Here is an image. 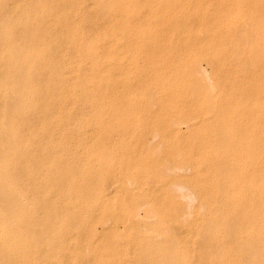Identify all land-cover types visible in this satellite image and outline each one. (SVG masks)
Listing matches in <instances>:
<instances>
[{
    "label": "rangeland",
    "instance_id": "1",
    "mask_svg": "<svg viewBox=\"0 0 264 264\" xmlns=\"http://www.w3.org/2000/svg\"><path fill=\"white\" fill-rule=\"evenodd\" d=\"M0 1H2L0 8L4 6L3 13H0L3 17L9 16V19L7 16L4 17L5 21H2V16L0 17V21L3 22L0 23L6 27L4 29L2 27L3 31H1L0 36L3 37L6 32H9L6 33L7 35L5 34L7 37H0L5 40L3 43L0 39V43H3L2 47L7 46L6 48L3 47L4 53L7 52L8 42H10L8 40L13 38L15 41L12 43L11 40L8 48L10 52L5 53L10 56H8L9 58L2 55V49V53L0 52V58L2 56L6 58L5 60L2 57L3 65L0 63L2 66L0 69L2 70L4 64H7L9 69L5 65L4 67L7 69L3 70H7V73L11 71L10 76L5 71L0 72L6 73L8 78L10 77L7 81V77L5 80V75L1 74L0 85L3 86V82L1 83L3 79L7 83L9 81L14 83L11 87L10 83L4 82L5 86H0L2 90H0V97L6 98L4 95L6 88L9 89L7 90L8 94L12 93L11 95H13L14 92H17L12 97L9 94L11 98H6L5 103L3 98H0V105H2L0 120L3 123L0 121V125L4 129L0 130V132L4 131L0 133V137L2 134L4 136L3 141L2 137L0 138V168L2 167L0 176L3 177L0 178V218L3 219L0 220L2 222L0 223L2 226L0 227V234L4 235L3 238L0 235V242L4 240V244L3 242L0 243V245H4L0 246V249L3 247L0 254L5 258L6 255L8 256L7 259L2 257L5 260L4 264H103L104 262L106 264H264V0H103L105 3L102 0H97L98 3L94 1L93 5L97 4L98 6L92 5L93 7L90 5L93 0H89L90 3L87 0L90 7L88 4L85 5L86 3L80 4V1L73 0L75 3H72L73 5L76 3H79L78 6L82 5L81 7L76 5L77 8L75 7V9L77 10H80L83 5L88 7H83L81 12L92 8L91 11L96 12V14L91 12L97 17H95V21L94 16L90 17L89 10L83 13V16L86 17L81 16L82 13L79 12L80 15L77 11L83 17L79 18V15L77 14V17L76 12H74V6H70V10H73L76 18L73 12L67 8L71 1L40 0V2L38 0L37 2V0H32L34 2H31L33 3L31 5L29 3L31 0H26L33 9V14L36 9L42 11L47 8L46 10H48L49 6L51 12L44 10L43 13L45 14H43L36 11L35 16L28 15L29 18L22 16L21 21H18V24L21 22L19 24V26L21 25V34L16 21L19 15L17 17L16 14L25 12L24 14L27 15L29 10L31 12V8L28 9L29 6L25 4L27 3L25 0H20L25 2L13 0V3L11 0L12 4L9 0ZM16 1L21 7V12L19 8V10L17 9L18 13ZM84 2L86 1L84 0ZM5 3L7 6L9 3L10 6L16 4V8L14 5L13 8L3 5ZM20 3H23L25 8ZM58 3L62 9L66 8L64 14L62 13L63 10L60 11L58 8L60 7ZM5 8L7 14L4 12ZM10 8L15 9V15ZM100 11L105 13V15L102 14L104 18ZM66 12H70V16ZM23 13L21 15H24ZM52 13L59 14V17ZM39 14H41L42 19H40ZM13 15L16 20L13 19ZM37 15L39 18H36ZM48 15H53L54 19L58 17L56 23L61 24L58 26L55 23L56 20L50 16L47 17ZM71 15L74 16V20ZM33 17L36 25L32 23ZM100 17L102 18L100 19ZM24 18L30 20L32 26L25 22L29 24L26 28L25 23L22 22ZM47 18L48 20L52 18L53 21L51 19L48 21ZM6 19L9 20V23ZM77 19H81V21ZM97 19L98 21L104 19L105 24H102L104 20L97 22ZM75 20L77 21L75 22ZM84 20H87L86 22L89 24L92 23L91 21L97 22V24L93 22L90 26L87 25L89 27L86 26L87 29ZM10 21L12 23L14 21V25L10 24ZM4 22L9 25L10 31ZM43 22L46 23L45 26H48L47 22H49V25L53 27L48 26V29L46 27L44 30ZM63 22L65 26L69 24L71 30L67 31L66 27L62 25ZM71 23L74 28L79 27L78 30L84 26V30L81 28V32L79 31L80 35L76 28L75 30L72 29ZM101 25L104 29H100ZM36 26L43 28H39L42 34L37 32L39 30ZM30 27L31 30H29ZM33 27L37 29L35 30ZM25 28L28 30L25 31ZM97 29H100V32ZM57 30H59V34L62 32V35L57 34ZM72 30L74 33L71 32ZM27 31L32 32L33 36L35 35V38L26 35L27 39H32L29 40L30 44L32 42L31 47L40 43V47H35L40 52L37 51L36 53L32 47L34 55L29 53L32 50H28L29 52L26 50L30 46L24 35ZM12 32H17L19 35ZM29 32L27 33L30 34ZM46 32H52L51 36L48 35V37ZM88 33L91 34V37ZM9 34L16 36L12 37ZM76 34L81 39L77 40ZM82 34L83 36L80 37ZM86 34L88 38L85 37ZM39 35L43 39V41L40 40L41 42H38L40 37L37 38V36ZM55 35H59L62 40ZM20 36H24L25 38L22 37L24 40L21 39V42H16L21 38ZM29 36L30 38H28ZM53 37L57 41L54 39L52 41L51 38ZM68 37L71 38V41H67ZM49 39L50 41H48ZM22 41L26 42L23 43ZM72 41L78 46L72 44ZM56 42L60 46L54 45L57 49L55 54L64 53L63 55L56 56L53 53L55 51H53L54 46L52 45ZM16 43L18 47L13 50L12 45L15 47ZM36 43L38 44L36 45ZM42 43L48 44L46 47L48 50ZM84 43L85 47L81 49ZM87 43H93L94 48L89 44L88 49ZM71 44V47H76V55L74 56L78 55L77 58L75 57L77 63L74 60V53L71 54L70 52H74V49L70 48ZM79 45L82 51L79 49ZM115 45L116 47H114ZM41 47L43 48L42 52ZM67 47L70 48V51ZM95 47L96 50H93ZM17 48H19L18 52H16ZM59 48L62 53L59 52ZM21 49L23 50L21 51ZM79 50L81 53H78ZM87 50L93 54L91 55ZM97 50L98 52H96ZM51 52L53 55L50 54ZM83 52L86 53V56L83 55ZM65 53H70L71 56L70 54L65 55ZM16 55L18 57L21 55L19 57L21 60H16L18 58ZM23 55L26 56L22 58ZM14 56L15 58H13ZM38 56L41 58L38 59L40 62L37 61ZM54 56L55 58L58 57L56 59L58 64L54 60ZM87 56H94L95 58L93 57L92 60L91 57L88 61ZM7 58L10 60L13 58L11 60L13 62L7 61ZM46 59L48 60L44 61ZM22 60L26 62H23L20 67ZM59 60L64 63L59 65L61 62ZM17 61L19 62L17 63ZM14 62L18 65L15 64V69L17 68L15 72L21 68L23 70L29 65L27 67L29 69H24L23 72L30 73L28 71L33 70L31 72L35 74L33 77L36 79L40 77L38 80L41 83L35 79L34 81L33 77H29L32 76L31 73L28 76L27 73L22 75L23 72L20 70V74L25 76L22 80L21 75H16L13 70H10L14 69ZM37 62H39L38 64L44 63H41L40 66L37 65V69H35ZM68 62L70 65H67ZM100 62L103 65H99ZM23 64H27V66ZM63 65L66 66L65 73L62 70L65 76L62 75L61 71L58 72V70L64 69ZM67 66L68 69L71 67V72ZM35 70L38 72L36 71V73ZM55 72L61 73V76L58 77L56 74L54 76ZM12 74H14L13 77ZM84 75L87 76L85 77L87 79L83 77ZM93 75L95 77L92 78ZM16 76L17 78H14ZM18 76L22 80L20 85L23 86L21 88L25 89H22L23 92L18 83L20 81L16 82L19 80ZM62 76L64 81L65 77L66 79L69 77L71 81L66 80L64 82ZM91 78L94 81H91ZM57 80L66 84L70 82L71 85L74 81L76 84L71 86L68 83L65 87L63 86L65 89H62L61 81L58 83ZM30 81L31 83H29ZM22 82L24 83L22 84ZM63 82L62 84H64ZM86 82L92 83L90 84L92 86L84 85L83 83ZM39 84L43 88L38 87L37 93L34 86H39ZM8 85L11 88L18 86L17 89L20 91H14V88L10 90ZM32 86L34 88H31ZM54 87L58 89L55 94L59 97L51 95L54 94L52 91H55ZM68 88L69 94L67 93ZM31 91L36 97L29 96ZM59 91L60 93H58ZM64 91L65 95H63ZM73 91L80 94L78 95ZM2 92L4 93L1 94ZM19 92L21 96L24 95V98L22 97L24 102L20 99ZM45 92L46 95L43 94ZM8 94L6 95L8 96ZM15 95H19L18 98ZM83 95L89 97L82 101L79 96L85 98ZM27 97H31L30 101ZM62 98L66 99L63 100ZM69 98L72 99L68 101ZM8 99L14 101L10 103ZM32 99L35 101L37 99V101H32ZM50 99L55 102L49 101ZM72 100L73 102H71ZM75 100L79 101L77 105L73 104ZM26 101L30 102H27V107L25 106ZM29 104L34 107L31 109ZM40 104H43L42 107ZM49 104L51 106L48 107ZM44 105L46 106L44 107ZM78 105L80 107H77ZM5 106H9L6 111L14 109L13 106H18V110L15 108L18 112L14 109V113L11 111L9 112L10 116H8V111L3 109ZM20 106L21 108H19ZM37 107L38 109H36ZM50 107L53 109L51 110ZM43 108L46 112H48L47 108L50 109V114H48L51 117H45L48 114L44 112ZM2 110L8 115L6 113L3 115ZM53 111L55 112L53 113ZM15 112L16 114L19 113L24 120L19 114L15 118ZM62 114L65 121L61 118ZM3 116V119L6 118L5 122L2 120ZM20 120H23V125L20 124ZM7 121L11 131L6 129L8 127ZM55 122L58 124L56 125ZM2 127L0 128L2 129ZM23 127L25 128L21 129ZM5 129L8 132H5ZM19 129L23 131L19 133ZM29 130L31 133L28 132ZM10 132L12 134H9ZM16 135L19 136L16 137ZM21 139H23L22 142ZM9 141H12V144ZM15 144L19 146L16 147ZM14 151L18 155L13 154ZM8 155L10 156L7 158ZM16 155L21 156L17 157ZM18 161H21L22 165ZM34 161L37 162L34 163ZM214 161H216V165ZM198 168L202 170L199 171ZM1 190H8L7 194ZM2 197L5 203L10 206H6L7 209L4 207L6 204ZM203 201L204 203H201ZM200 203L201 205L204 204L203 209L200 208L203 206H200ZM133 204L136 206L133 207ZM2 208L7 211L4 212ZM12 208L16 209L13 210ZM133 208H135V212H133L137 215L130 214ZM150 208L155 214L149 212ZM4 214L11 216L13 222L8 215L3 218L2 215ZM131 215L132 217L135 216L133 222L131 221L133 218H130ZM182 215L185 217H181ZM197 215L198 217H196ZM151 216L153 217L151 218ZM156 218L158 224L161 222L160 227L155 224ZM193 218H198L196 219L197 222ZM205 220L209 221L210 226ZM4 222L6 226H9L7 228L11 227V229L7 230ZM3 226L5 230H3ZM162 227L163 229H160ZM188 227L190 230L187 229ZM152 228L155 229L154 233L150 231V229L153 230ZM156 229L159 230L156 231ZM206 229L210 232L207 231V233ZM13 231L15 233H12ZM13 234H15V238H10ZM17 237L18 240L14 241ZM170 237L173 238L171 241ZM167 238L170 242L166 240ZM6 240L9 244L5 243ZM5 247H8L6 248V250L8 249L7 252L12 254H5L7 253ZM15 248L17 250H14ZM11 249L13 250L11 251ZM208 250L212 253L209 254ZM172 253L173 255L170 256ZM175 255L176 259H174ZM9 257L11 258L9 259ZM1 259L0 264L3 262ZM11 259L12 263H10ZM7 261L9 262L7 263ZM168 261L169 263H167Z\"/></svg>",
    "mask_w": 264,
    "mask_h": 264
},
{
    "label": "bare ground",
    "instance_id": "2",
    "mask_svg": "<svg viewBox=\"0 0 264 264\" xmlns=\"http://www.w3.org/2000/svg\"><path fill=\"white\" fill-rule=\"evenodd\" d=\"M7 1H8V0H7ZM9 1H10V3H11V0H9ZM14 1H15V0H14ZM17 1L19 2L20 0H17ZM17 1H16V4L18 3ZM25 1H26V0H25ZM25 1H20V2H25ZM28 1H29V0H28ZM28 1H26L27 3H25V4H27L28 6H29V3L34 2V1L31 0V1L28 3ZM39 1H40V0H39ZM51 1H52V0H51ZM56 1H59V0H56ZM63 1H64V2H69V1H71V2H70V5H69V3H67V5H69L67 8H69V10H70V8H71L70 6H74L73 9H74V12H76V15L80 12V13H82V15H81L80 13H79V14H80L81 16H83V13H84V12L86 13L87 10H89L90 13L93 12V11H91L92 8L87 9V10L85 9V11L82 10V12H81L80 10H81L83 7H84V8H88V7H85L84 5H83L82 8H80V10L75 9L76 5H77V7H81L82 5L78 6L79 3H78V4L76 3V5H73V4H75V3H73V0H67V1L63 0ZM78 1H80V4H81V3H83V4L86 3L85 5L88 4V3H87V0H85L86 2H84V0H78ZM81 1H82V2H81ZM88 1H89V0H88ZM94 1H96V3H98L97 0H93V2H91L92 4H91L90 1H89L91 7H93V6H95V5L98 6L97 4L93 5V4H94ZM102 1H103V0H102ZM105 1H106V0H105ZM105 1H103V2L105 3ZM1 2H2V1H0V4H1ZM5 2H6V1H5ZM37 2H38V0H37ZM40 2H41V1H40ZM40 2H39V3H40ZM44 2H45V1H44ZM48 2H49V1H48ZM61 2H62V1H61ZM74 2H76V1H74ZM3 3H4V2H3ZM10 3H9L8 6H9V7H12L14 4H13L12 6H10ZM12 3H13V0H12ZM12 3H11V4H12ZM14 3H15V2H14ZM45 3H46V2H45ZM54 3H55V1H54ZM72 3H73V4H72ZM16 4L14 5V8H16V7H15ZM20 4H21V3H20ZM25 4H24V5H25ZM34 4H35V3H34ZM51 4H52V3H51ZM58 4H59V3H58ZM71 4H72V5H71ZM3 5H6V3L3 4ZM17 5H18V4H17ZM31 5H33V3H31ZM35 5H36V4H35ZM47 5H48V4H47ZM53 5H54V4H53ZM55 5L58 6L57 4H55ZM65 5H66V4H65ZM67 5H66V6H67ZM90 5L88 4L89 7H90ZM92 5H93V6H92ZM104 5H105V4H104ZM104 5H103V6H104ZM133 5H134V4H133ZM6 6H7V5H6ZM6 6H5V7H6ZM8 6H7V7H8ZM21 6H23V3L21 4ZM36 6H37V5H36ZM38 6H39V5H38ZM42 6H43V5H42ZM42 6H40V7L42 8ZM59 6L61 7L60 4H59ZM103 6H101V7L104 8ZM127 6H129V4H127ZM237 6H238V5H237ZM7 7H6V8H7ZM23 7H24V6H23ZM33 7H34V6H33ZM44 7H45V4H44ZM46 7H48V6H46ZM54 7H55V6H54ZM54 7H53V8H54ZM60 7H58V8L60 9V11L63 10V11H62V13H63L64 10H65L66 8L62 9V7H61V8H60ZM64 7H65V6H64ZM77 7H76V8H77ZM131 7H132V6H131ZM3 8H4V6H3ZM3 8H2V7L0 8V9H1V10H0L1 13H3V10H2ZM6 8H5V11H4L5 14H7V13H6ZM12 8H13V7H12ZM12 8H10V9H12ZM18 8L20 9L21 7H19V5L17 6V8H16L17 13H18V10H19ZM24 8H25V7H24ZM24 8H23V9H24ZM27 8H28V7L26 6V9H27ZM30 8H31V7L29 6L28 9H30ZM36 8H37V7H36ZM36 8H35V9H36ZM49 8H50V6L48 7V10H49ZM51 8H52V7H51ZM56 8H57V7H56ZM56 8H55V10H56ZM94 8H95V7H94ZM17 9H18V10H17ZM38 9H40V8H38ZM46 9H47V8H45L44 10H46ZM99 9H101V8H99ZM24 10H25V9H24ZM32 10H33V9L31 8V12H30V10H29V11H28L29 13H28L27 15H25V14H24L25 12H24V13L21 12V9H20V12H21L20 14H16V13L14 12L15 9H14V10L12 9L11 12L13 11V12H14V15L16 14V16L19 15L20 18L17 16L19 19L17 18V20H16V18H15L14 15H13L12 17H14L13 19L16 20V21H17V24H18V21H19V20L21 21V17H22V16H23V17H24V16H27V17H28V15H29V16H33L34 14L36 15V13H35L36 11H37V13H39V12H42V13H43V11H44V10L41 11V10H37V9H36L35 11H33V12H34V14H33V13H32ZM48 10H46V11H48ZM52 10H54V9H52ZM55 10H54V11H55ZM69 10H68V11H69ZM25 11H26V10H25ZM49 11H50V10H49ZM70 11H71V10H70ZM77 11H78V13H77ZM94 11H95V10H94ZM98 11H99V10H98ZM98 11H97V13H98ZM101 11H102V9H101ZM101 11H100V12H101ZM103 11H104V10H103ZM7 12H8V11H7ZM13 12H12V13H13ZM26 12H27V11H26ZM50 12H51V11H50ZM50 12H48V13H50ZM55 12H56V11H55ZM71 12H73V10H72ZM74 12H73V15L75 16ZM104 12H105V11H104ZM104 12H103V13L101 12L100 14H101V15H102V14L105 15ZM1 13H0V17L2 16ZM22 13H23L24 15H21ZM31 13H32V14H31ZM42 13H41V14H42ZM48 13H46V14H48ZM58 13H59V10H58ZM60 13H61V12H60ZM62 13H61V14H62ZM66 13H67V15H68L70 12H66ZM66 13H65V15H66ZM87 13H88V12H87ZM90 13H89V14H90ZM93 13H94V12H93ZM30 14H31V15H30ZM41 14H39L40 19H42V18H41ZM43 14H45V13H43ZM43 14H42V15H43ZM50 14H51V13H50ZM52 14H54V13H52ZM55 14L59 17V14H57V13H55ZM55 14H54V15H55ZM63 14H64V13H63ZM70 14H71V13H70ZM70 14H69L68 16H70ZM79 14H78V15H79ZM94 14H96V12H95ZM100 14H98V15H100ZM3 15H4V14H3ZM35 15H34V16H35ZM78 15H77V17H78ZM80 15H79V18L81 17ZM6 16H7V15H5L4 17H6ZM43 16H44V15H43ZM49 16L52 17V18L54 17L53 15H52V16H51V15H48L47 17H49ZM57 16H55V17H57ZM60 16H61V15H60ZM74 16L71 15V18H72L73 20L75 19V18H73ZM89 16H90V15H89ZM89 16H88V18H89ZM92 16H94V15L91 13V16H90V17H92ZM102 16H103V15H102ZM4 17H3V16L1 17V18H3L2 21H5V18H4ZM27 17H26V18H27ZM37 17H38V15L36 16V18H37ZM39 17H38V18H39ZM44 17H45V16H44ZM58 17L55 18V19L53 18V20H56V19L58 20ZM61 17H62V16H61ZM64 17H65V16H64ZM64 17H63V18H64ZM75 17H76V16H75ZM77 17H76V18H77ZM83 17H86V16H83ZM83 17H81V18H83ZM95 17H96V16H94V21L96 20ZM1 18H0V20H1ZM7 18L9 19V16H7ZM26 18H24L25 20L23 19L22 22H23V23H25V22L30 23V22H29L30 20H28V19H26ZM28 18H29V17H28ZM36 18H35V20H36ZM45 18H46V17H45ZM52 18H49V20L51 19V21H53ZM66 18H67V16H66ZM68 18H69V17H68ZM96 18H97V17H96ZM101 18H102V17H100V19H101ZM103 18H104V16H103ZM40 19H39V20H40ZM43 19H44V18H43ZM61 19H62V18H61ZM86 19H87V18H86ZM6 20H7V19H6ZM10 20H11V19H10ZM26 20H28V21H26ZM32 20H33L32 23H34V17H33ZM37 20H38V19H37ZM47 20H48V18H47ZM49 20H48V21H49ZM57 20L55 21V23L57 22ZM63 20H64V19H63ZM73 20H72V21H73ZM77 20H78V19H77ZM77 20H75V22H76ZM90 20H91V19H90ZM92 20H93V19H92ZM103 20H104V19H103ZM103 20H101V21L99 20V21H98V19H97V22H102ZM2 21H0V22H2ZM8 21H9V20H7V22H8ZM78 21H81V19L78 20ZM84 21L86 22L87 20H84ZM94 21H91V22L93 23ZM10 22H11L10 24L14 25V24H13L14 21H13V23H12V21H10ZM44 22H45V21H44ZM44 22H43L44 27H45L44 30H46V27H47V29H48V26H52V25H49V22H47L48 26H45L46 23H44ZM58 22H59V21H58ZM66 22H67V21H66V19H65V23H66ZM75 22H73V23H75ZM89 22H90V21H89ZM97 22H96V23L94 22V23L97 24ZM104 22H105V20L102 22V24H103ZM2 23H3V22H2ZM8 23H9V22H8ZM39 23L42 24V22H39ZM50 23H51V22H50ZM53 23H54V22H53ZM53 23H52V24H53ZM63 23H64V22H63ZM65 23L62 24V25L65 26ZM67 23H68V22H67ZM67 23H66V24H67ZM79 23H82V22H79ZM79 23H78V24H79ZM92 23H90V24H92ZM15 24H16V23H15ZM17 24H16V25H17ZM19 24H21V22H19ZM19 24L17 25V28H19V31H20V26H21V25L19 26ZM34 24L36 25V22H35ZM56 24L58 25L59 23H56ZM60 24H61V23H60ZM60 24H59V25H60ZM76 24H77V23H76ZM83 24H84V23H83ZM83 24H81V25L83 26ZM90 24H89L88 22H86V24H84V25H85V28L89 27ZM99 24H100V23H99ZM104 24H105V23H104ZM0 25H1V27H0V28H1V30H0V34H2L1 31H3V30H2L3 24L0 23ZM4 25H7V24H5V22H4ZM12 25H11V26H12ZM16 25H15V27H16ZM24 25H26V28H28V25H29V24H26V23H25ZM38 25H40V24H38ZM59 25H58V26H59ZM71 25H72V23H71ZM87 25H89V26H87ZM18 26H19V27H18ZM22 26H23V25H22ZM30 26H32L31 23H30ZM58 26H57V28H60V27H58ZM64 26H63V28H64ZM79 26H80V25H79ZM86 26H87V27H86ZM96 26H98V25H96ZM103 26H104V25H103ZM8 27H9V25H7V28H8ZM12 27H14V26H12ZM12 27H11V28H12ZM36 27H38V26H36ZM52 27H53V26H52ZM65 27H66L65 29H66L67 31L71 30V28L69 27V24L66 25ZM71 27H72V29L74 28L73 25H72ZM83 27H84V26H83ZM83 27H80V30H81V28L83 29ZM91 27H94V25H93V26L91 25ZM91 27H90V31H91ZM99 27H100V25H99ZM4 28H6V27H3V29H4ZM17 28H16V31H18ZM26 28L24 29L25 31L28 30V29H26ZM33 28H34L35 30L37 29V28H35V27H33ZM39 28H42V27L39 26V27H38V30H39ZM49 28H50V27H49ZM55 28H56V27L54 26V29H55ZM61 28H62V26H61ZM68 28H69V29H68ZM75 28H76V27H75ZM75 28H74L73 30H75ZM78 28H79V27L76 28V31L78 30ZM95 28H96V27H95ZM102 28H103V27H102V25H101V28H100V29H102ZM31 29H32V28L30 27L29 30H31ZM42 29H43V28H42ZM87 29H88V28H87ZM92 29L94 30V28H92ZM100 29H97V31H99ZM103 29H104V28H103ZM6 30H7V29H6ZM8 30L10 31V28H8ZM12 30H13V28H12ZM14 30H15V29H14ZM50 30H51V28H50ZM61 30H62V29H61ZM63 30H64V29H63ZM63 30H62V31H63ZM73 30L71 31L72 33H74ZM80 30H78V33H79ZM83 30H84V29H83ZM93 30H92V33L94 32ZM40 31H41V30H39V31H37V32H40ZM52 31H53V30H52ZM58 31H59V30H57V34H59ZM64 31H65V30H64ZM76 31H75V32H76ZM86 31H87V30H86ZM86 31H85V32H86ZM27 32H29V31H27ZM27 32H26V33H27ZM37 32H36V35H38ZM41 32H42V31H41ZM41 32H40V34H42ZM44 32H45V31H44ZM55 32H56V30H55ZM60 32H61V31H60ZM80 32H81V31H80ZM99 32H100V31H99ZM4 33H5V32H4ZM6 33H9V32H6ZM6 33H5V34H6ZM12 33H13V34H16V35H19V33H17V32H16V33H15V32H12ZM23 33H24V31H23ZM26 33L24 34L25 37H26V39H27V36H26V35H31V38H32V36H33V35L31 34L32 32H31V33L29 32L30 34H28V33L26 34ZM49 33H50V32H46L47 36H48V35L51 36L52 32H51L50 34H49ZM78 33H77V34H78ZM103 33H104V31H103ZM5 34H4V36H5ZM10 34H11V33H10ZM10 34H9V35H10ZM20 34H21V31H20ZM54 34H55V33H54ZM60 34L62 35V32H61ZM60 34H59V35H60ZM65 34H66V33H65ZM65 34H64V35H65ZM68 34H69V33H68ZM77 34H76V35H77ZM101 34H102V32H101ZM236 34L238 35V33H236ZM6 35H7V34H6ZM16 35H10V36L15 37ZM59 35H55V37H56V36L59 37ZM64 35H63V36H64ZM70 35H71V34H70ZM79 35H80V33H79ZM84 35H85V34H84ZM88 35H89V33H88ZM90 35H91V34H90ZM90 35H89V36H90ZM96 35H98V34H96ZM103 35H104V34H103ZM234 35H235V34H234ZM241 35H242V34H241ZM4 36H3V37H4ZM49 36H48V37H49ZM63 36H62V37H63ZM67 36H68V35H67ZM74 36H75V34H74ZM82 36H83V34H82L80 37H82ZM93 36H94V35H93ZM227 36H228V35H227ZM235 36H236V35H235ZM0 37L3 38L2 35H1ZM5 37H7V36H5ZM12 37H11V38H12ZM20 37H21V36H20ZM22 37H24V36H22ZM22 37L19 39L20 41L17 39L18 41H16V42H21ZM25 37H24V38H25ZM33 37L35 38V35H34ZM38 37H40V38L38 39V40H39L38 42H41L40 40L43 41V39H41V36H40V35L37 36V38H38ZM42 37H43V36H42ZM44 37H45V36H44ZM58 37H57V38H58ZM72 37H73V36H72ZM77 37H78V38H77ZM77 37H76L77 40L81 39V38H79L78 35H77ZM85 37H87V34H86ZM90 37H91V36H90ZM101 37H102V36H101ZM101 37H100V39H101ZM1 38H0V39H1ZM17 38H18V36H17ZM28 38H30V36H29ZM34 38H33V40H34ZM46 38H47V37H46ZM59 38H60V37H59ZM59 38H58V39H59ZM63 38H64V37H63ZM65 38H66V37H65ZM68 38H69V37H68ZM68 38H67V41H71V40H70L71 38H69V39H68ZM87 38H88V37H87ZM95 38H96V37H95ZM98 38H99V37H98ZM222 38H224V37H222ZM233 38H234V37H233ZM8 39H9V38H8ZM14 39H15V38H14ZM26 39H25V40H26ZM47 39H48V38H47ZM52 39H54V37L51 38V40H52ZM60 39H61V38H60ZM60 39H59V40H60ZM73 39H74V38H73ZM73 39H72V40H73ZM76 39H75V40H76ZM82 39H84V38H82ZM1 40H2V42L4 43L5 40H4V39H1ZM1 40H0V42H1ZM6 40H7V39H6ZM11 40H12V43H13V41H14L13 38L10 39V40H8V41H10V42L7 41L8 44H9V45H8V48H9V46H10ZM22 40H24V39H22ZM29 40H30V39H27V40H26V41L29 42L28 44L30 45V46H29V49H26V50H27V51H28V50H29V51L32 50V52H29V51H28V52L33 54V49H35V47L39 46L40 43H39V44L36 43V45H37V44H38V45L35 46V47L32 46V47H33V49H32V47H31L32 42H31V44H30V41H31L32 39H31L30 41H29ZM35 40H37V39H35ZM54 40H56V38H55ZM59 40H58V41H59ZM61 40H62V39H61ZM77 40H76V42H77ZM89 40H90V39H89ZM26 41H24V42H26ZM46 41H47V40H46ZM46 41H45V42H46ZM48 41H50V39H49ZM52 41H53V40H52ZM56 41H57V40H56ZM64 41H65V40H64ZM73 41H74V40H73ZM73 41H72V44L75 45L76 43H73ZM80 41H81V40H80ZM82 41L84 42V40H82ZM14 42H15V41H14ZM22 42H23V41H22ZM24 42H23V43H24ZM78 42H79V41H78ZM85 42H86V41H85ZM87 42H88V41H87ZM89 42H91V41H89ZM3 43H2V44H3ZM33 43H34V41H33ZM52 43H53V42H52ZM57 43H58V42H56V43L53 44L52 46L55 45L56 47H57V46L59 47L60 45H57ZM60 43H61V42H60ZM68 43H69V42H68ZM70 43H71V42H70ZM70 43H69V44H70ZM0 44H1V43H0ZM2 44H1V48H0V52H1V53H2V51H3V47H4V46L2 47ZM5 44H6V43H5ZM5 44H4V45H5ZM20 44L22 45V43H20ZM61 44H63V43H61ZM64 44H65V42H64ZM72 44L70 45V48H71L72 50L74 49V52H73V51H70V48H69V47H67V48H69V51L71 52V54L74 53V54H73V56H74V55H76V53H75V48H76L78 45L76 44L77 46L75 45L76 47L74 46V48H73V47H71ZM87 44H88V43H87ZM89 44H90V43H89ZM89 44H88V49H89ZM92 44H93V43H92ZM92 44H90V46H91ZM21 45H19V46H21ZM24 45L27 46L26 44H24ZM42 45H44V44L42 43ZM47 45H48V44H47ZM47 45H46V44L44 45V46H45V49H46ZM49 45H51V44L49 43ZM66 45H67V44H66ZM80 45H81V42H80ZM80 45H79V49H80ZM5 46H6V45H5ZM25 46H24V47H25ZM44 46H43V48H44ZM52 46H51V48H52ZM55 46L53 47L54 49L56 48ZM61 46H62V45H61ZM67 46H68V45H67ZM82 46H83V47H82ZM82 46H81V49H83V48L85 47V43H84ZM86 46H87V45H86ZM6 47H7V46H6ZM6 47H4V48H6ZM16 47H18V46H17V43H16V46H15V47L12 45V48H14L13 50H15ZM30 47H31V49H30ZM39 47H40V46H39ZM39 47H38V48H39ZM91 47L94 48L93 45H92ZM114 47H116V45H115ZM114 47H113V49H114ZM8 48L6 49V50H7V52H5L6 54H7L8 52H10ZM19 48H21V47H19ZM19 48H17V51H16V52H18V49H19ZM26 48H28V47H26ZM43 48L41 47V49H40L41 52H42V49H43ZM62 48H66V47H62ZM86 48H87V47H86ZM92 48H91V49H92ZM118 48H119V47H118ZM1 49H2V51H1ZM45 49H44V50H45ZM54 49H53V51H55V52H53V53L55 54L57 49H55V50H54ZM81 49H80V50H81ZM110 49H111V48H110ZM10 50H12V49H10ZM13 50H12V51H13ZM22 50H23V49H21V51H22ZM35 50H36V49H35ZM46 50H48V49H46ZM58 50H60V48H59ZM63 50H64V49H63ZM80 50L78 51V53L80 52ZM84 50H85V49H84ZM93 50H96V47H95V49H93ZM235 50H236V48H235ZM235 50H234V51H235ZM4 51H5V49H4ZM4 51H3L2 55H5V57H8L9 55H6V54L4 53ZM23 51H24V54H25V48H24ZM37 51L40 52L39 50H36V53H37ZM50 51H52V49H50ZM66 51H67V50H66ZM66 51H65V52H66ZM81 51H82V50H81ZM87 51H88V50H87ZM13 52H15V51H13ZM16 52H15V54H16ZM59 52H61V50H60ZM59 52H57V53H59ZM67 52H68V51H67ZM85 52H86V51H85ZM85 52H83V55L86 54ZM90 52H91V51H90ZM90 52L88 51V53H90ZM92 52H93V51H92ZM96 52H98V50H97ZM113 52H114V51H113ZM239 52H240V51H239ZM19 53H20V50H19ZM46 53H49V52H46ZM61 53H62V52H61ZM80 53H81V52H80ZM99 53H100V51H99ZM9 54L11 55L12 53H9ZM21 54H22V53H21ZM42 54H43V53H42ZM50 54H52V52H51ZM63 54H64V53H63ZM63 54H60V55H63ZM66 54H70V53H65V55H66ZM71 54H70V56H71ZM90 54H91V53H90ZM92 54H93V53H92ZM92 54H91V55H92ZM100 54H102V53H100ZM2 55H1V56H2ZM26 55H27V53H26ZM26 55H23L22 58H24V56H26ZM33 55H34V54H33ZM35 55H36V54H35ZM37 55H38V54H37ZM52 55H53V54H52ZM55 55L58 56L59 54H58V55L55 54ZM60 55H59V56H60ZM65 55H64V56H65ZM87 55H88V54H87ZM12 56H13V55H12ZM20 56H21V55H20ZM20 56H19V57H20ZM28 56H29V55H28ZM40 56H41V54H40ZM44 56H45V55H44ZM46 56H47V55H46ZM77 56H78V55H77ZM77 56H74V60H75V57L77 58ZM81 56H82V55H81ZM85 56H86V55H85ZM88 56H89V55H88ZM88 56H87V57H88ZM99 56H101V55H99ZM2 57H3V56H2ZM2 57L0 58V59H1V60H0V63L3 65V63H2ZM9 57H10V56H9ZM9 57H8V58H9ZM16 57H18V55H16ZM19 57L16 58V60H17V59H20ZM36 57H37V56H36ZM82 57H83V56H82ZM91 57H92V56L88 57V61H89V58H91ZM93 57H94V56H93ZM93 57L91 58L92 60H93ZM3 58H4V57H3ZM8 58H7V59H8ZM13 58H15V56H14ZM13 58H12V59H13ZM26 58H27V57H26ZM50 58H51V57H50ZM53 58H55V56H54ZM53 58H52V59H53ZM57 58H58V57H57ZM57 58H55L54 60H56ZM59 58H60V57H59ZM72 58H73V57H72ZM94 58H95V57H94ZM4 59L6 60V58H4ZM4 59H3V60H4ZM12 59H11V60H12ZM28 59H30V58H28ZM31 59H33L32 56H31ZM38 59H41V58L38 56L37 61H39ZM60 59H61V58H60ZM63 59H64V58H63ZM5 60H4V61H5ZM11 60L8 59L7 61H11ZM20 60H21V59H20ZM23 60H24V59H23ZM23 60H22V62L20 61V62H21L20 67H21L22 63L24 62ZM26 60H27V59H26ZM42 60H43V59H42ZM47 60H48V59H46V60H44V61H47ZM71 60H72V59H71ZM71 60H70V62H71ZM7 61H6V62H7ZM14 61H15V60H14ZM27 61H29V60H27ZM31 61H32V60H31ZM33 61H34V60H33ZM59 61H61V60H59ZM11 62H13V61H11ZM18 62H19V61H17V63H18ZM25 62H26V61H25ZM25 62H24V63H25ZM29 62H30V61H29ZM29 62H28V63H29ZM34 62H36V61H34ZM39 62H40V61H39ZM39 62L36 63V68H35V66H34L35 69H37V65L40 66L41 63H42V64L44 63V62H41L40 64H38ZM50 62H51V61H50ZM56 62H57V60H56ZM65 62H66V61H65ZM72 62H74V61H72ZM75 62L77 63L76 60H75ZM9 63H10V62H9ZM17 63L14 62V65L12 64L14 69H10V70H13L14 73H15L16 75H21V74H20V70H21L22 68L20 69V67H19L18 70H19V69H20V70L17 71V72H15L16 69H17V68L15 69V67H16L15 64L17 65ZM30 63H31V62H30ZM46 63H47V62H46ZM61 63H62V61L59 62V65H62L64 62H63L62 64H61ZM68 63H69V62H68ZM68 63H67V65H70V63H69V64H68ZM92 63H93V62H92ZM10 64H11V63H10ZM47 64H48V63H47ZM57 64H58V62H57ZM57 64H56V66H58ZM65 64H66V63H65ZM71 64H72V63H71ZM73 64H74V63H73ZM100 64H101V62L99 63V65H100ZM5 65L7 66V64H4V66H5ZM23 65L27 66V64H23ZM34 65H35V63H34ZM52 65H53V63H52ZM76 65H77V64H76ZM76 65H74V66L76 67ZM89 65H90V64H89ZM99 65H98V67H99ZM101 65H103V64H101ZM4 66H3V69L6 68V67H4ZM17 66H18V65H17ZM28 66H29V65H28ZM28 66H27V67H28ZM31 66H32V65H31ZM56 66H54V67L56 68ZM74 66H72V67H74ZM80 66H81V65H80ZM9 67H10V65H9ZM27 67H25V68L23 67V68L26 69V70H28L29 68H27ZM32 67H33V66H32ZM41 67L43 68L42 65H41ZM41 67H40V68H41ZM63 67H64V69L58 70V72L61 71L62 75L65 73V70H66V69H65L66 66L63 65ZM63 67H62V68H63ZM78 67H79V65H78ZM95 67H97V66H95ZM98 67H97V68H98ZM263 67H264V66H263ZM0 68H2V66H0ZM7 68H8V66H7ZM7 68H6V69H7ZM30 68H31V67H30ZM57 68H58V67H57ZM69 68L71 69V67H69ZM76 68H77V67H76ZM81 68H82V67H81ZM87 68H88V67H87ZM90 68H92V67H90ZM104 68H106V67H104ZM3 69H2V70L0 69V72H1V71H5V72L7 71V70H3ZM8 69H9V68H8ZM24 69H23V70H24ZM46 69H47V68H46ZM59 69H60V68H59ZM67 69H68V66H67ZM70 69H68V70L70 71ZM77 69H78V68H77ZM93 69H94V68H93ZM93 69H91V70H93ZM95 69H96V68H95ZM100 69H101V68L99 67V70H100ZM102 69H103V68H102ZM10 70H9V71H10ZM23 70H21V72H23ZM38 70H39V67H38ZM38 70H35V72H36V71L38 72ZM47 70H48V69H47ZM54 70L56 71V69H54ZM62 70L64 71V73H63ZM68 70H67V71H68ZM79 70H80V67H79ZM88 70H89V69H88ZM91 70H90V71H91ZM105 70H106V69H105ZM13 71H12V73H13ZM41 71H42V70H41ZM72 71H74V70L72 69ZM76 71H77V70H76ZM76 71H75V72H76ZM96 71H97V69H96ZM117 71H118V70H117ZM28 72L31 73V72H33V70H32V71H28ZM37 72H36V73H37ZM42 72H43V71H42ZM53 72H54V71H53ZM58 72H57V73L55 72V73H54V76H55V74H56V75H58V77H59V75H60L61 73L58 74ZM70 72H71V71H70ZM70 72H68V73L70 74ZM75 72H74V73H75ZM94 72H95V71H94ZM6 73H7V72H6ZM6 73L3 72V74L5 75L4 79L7 77V76H6L7 74H9V76H10L11 71H10V73H7V74H6ZM17 73H18V74H17ZM24 73L26 74L27 72L24 71V72L22 73V75H25ZM30 73H27V76H28V74H30ZM39 73H40V72H39ZM45 73H46V72H45ZM99 73H100V72H99ZM1 74H2V73H0V76H1ZM3 74H2V75H3ZM76 74H77V73H76ZM97 74H98V72H97ZM103 74H104V72H103ZM4 75H3V76H4ZM13 75H14V74H12L11 76L13 77ZM22 75H21V76H22ZM31 75H32V76H29V77H33V76H35L34 73H31ZM40 75H41V74H40ZM52 75H53V74H52ZM71 75L73 76V73H72ZM101 75H102V73H101ZM27 76H26V77H27ZM60 76H61V75H60ZM63 76H65V74H64ZM63 76H62V77H63ZM72 76H71V78H72ZM99 76H100V75H99ZM102 76H103V75H102ZM24 77H25V76H22V80H23ZM69 77H70V75H69ZM69 77H67V79H66V77H65V81H66V80L71 81ZM83 77L85 78V77H87V76L84 75ZM93 77H95V76L93 75L92 78H93ZM97 77H98V76H97ZM103 77H104V76H103ZM1 78H3V77H1ZM9 78H10V77H9ZM9 78H8V77L6 78L7 81L9 80ZM14 78H17V76L14 77ZM18 78H19V80H16V82L20 81V82H18L19 85H20V83H21L22 80H20L21 77L18 76ZM38 78H40V77H38ZM38 78L36 79V78L33 77L32 79H33V80L35 79V80L37 81ZM56 78H57V77H56ZM56 78H54V79H56ZM60 78H61V77H60ZM60 78H59V79H60ZM68 78H69V79H68ZM78 78H79V77H78ZM81 78H82V77L80 76V79H81ZM92 78H91V79H92ZM98 78H99V77H98ZM101 78H102V77H101ZM4 79H3V80H4ZM6 79H5V80H6ZM25 79H26V78H25ZM25 79H24V81H25ZM27 79H29V78L27 77ZM61 79H62V78H61ZM76 79H77V78H76ZM80 79H79V80H80ZM85 79H87V78H85ZM94 79H95V78H94ZM3 80L1 81V83L3 82V86H5V85H4V82H6V81H3ZM35 80H34V81H35ZM43 80H44V77H43ZM50 80H51V79H50ZM50 80H49V81H50ZM62 80L64 81V77H63ZM73 80H75V79H73ZM83 80H84V79H83ZM28 81H29V80H28ZM28 81H27V82H28ZM38 81L41 83L40 80H38ZM57 81H58V83H59L61 80H60V81L57 80ZM63 81H61L62 89H65V88H63V86L65 87V85H67V84L70 83V82H68V83L66 84V83H64L65 81H64V82H63ZM81 81H82V80H81ZM87 81H88V80H87ZM91 81H94V80L92 79ZM99 81H100V80H99ZM102 81H104L103 78H102ZM45 82H46V81H45ZM62 82H63L64 84H62ZM76 82H77V81H76ZM79 82H80V81H79ZM82 82H83V81H82ZM84 82H85V80H84ZM6 83H7V82H6ZM8 83H10V81H9ZM8 83H7V84H8ZM12 83H13V82H12ZM12 83H10L9 85L11 86ZM23 83H24V82H22V84H23ZM25 83H26V81H25ZM29 83H31V81H30ZM29 83H28V84H29ZM37 84H38V83H37ZM37 84H36V85H37ZM54 84H55V82H54ZM56 84H57V82H56ZM74 84H76V83H74V81H73V84H72V85L74 86ZM80 84H81V83H80ZM83 84H84V85H85V84L88 85L89 83L86 82V83H83ZM90 84H92V83H90ZM90 84H89V85H90ZM101 84H103V83L101 82ZM9 85H8V87H10ZM13 85H14V83H13ZM13 85H12V86H13ZM16 85H17V84H16ZM25 85H26V84H25ZM36 85L34 86L36 89H35L33 86H32L31 88H34V90H37V93H38V89H37V88L40 87V84H39V86H36ZM42 85H43V84H42ZM69 85H71V83H70ZM72 85H71V86H72ZM89 85H88V86H89ZM93 85H94V84H93ZM0 86H1V85H0ZM3 86H1V87H3ZM12 86H11V87H12ZM21 86H23V85H20V88H21ZM53 86H54V85H53ZM59 86H60V84H59ZM71 86H70V87H71ZM77 86H78V85H77ZM77 86H75V87L77 88ZM90 86H92V85H90ZM90 86H89V87H90ZM11 87H10V90H12L13 88L15 89L14 91L19 90V89H17V88H19L18 86H17V88H15V86H14L13 88H11ZM27 87H28V86H27ZM27 87H26V88H27ZM29 87H30V86H29ZM29 87H28V88H29ZM48 87H49V86H48ZM66 87H69V86H66ZM83 87H85V86H83ZM31 88H30V89H31ZM40 88H41V87H40ZM42 88H43V87H42ZM42 88H41V89H42ZM49 88H50V87H49ZM54 88H55V91L52 90V91L54 92V94H51V95H57V94H55V93H56V90H58V89H57L56 87H54ZM54 88H52V89H54ZM58 88H59V87H58ZM78 88H79V87H78ZM4 89H5V88H4ZM4 89H3V90H4ZM6 89L9 90L8 88H6ZM22 89H24V88H23V87L21 88V91L23 92ZM92 89H93V88H92ZM0 90H1V89H0ZM7 90H5V93H6V94H8V93H7ZM24 90H25V89H24ZM43 90H44V89H43ZM71 90H72V88H71ZM79 90H80V89H79ZM1 91H2V90H1ZM1 91H0V92H1ZM14 91H13V92H14ZM19 91H20V90H19ZM48 91H49V90H48ZM65 91H66V90H65ZM65 91H64L63 95H65ZM68 91H69V88H68V90H67V93H68ZM77 91H78V90H77ZM85 91H86V90H85ZM85 91H84V92H85ZM8 92H9V91H8ZM10 92H11V91H10ZM28 92H29V90H28ZM32 92H33V91H31V94H29V96L31 95L32 97H34L35 94H34V96H33ZM35 92H36V91H35ZM40 92L42 93V90H41ZM43 92H44V91H43ZM73 92L77 93L76 91H73ZM80 92H81V91H80ZM3 93H4V92H2L1 94H3ZM16 93H17V92H16ZM16 93L14 92V94H16ZM25 93H26V92H25ZM29 93H30V92H29ZM41 93H40V96H42ZM58 93H60V91H59ZM6 94H4V95L6 96V98L10 97V96H9L10 93L8 94V96H7ZM11 94H12V93H11ZM11 94H10V95H11ZM14 94H13V95H14ZM19 94H20V92H19ZM43 94L46 95V92L43 93ZM68 94H69V93H68ZM77 94H78V93H77ZM79 94H80V93H79ZM79 94H78V95H79ZM87 94H88V93H87ZM13 95H11V97H12ZM36 95H37V94H36ZM59 95H61V94H59ZM78 95H76V96L78 97ZM81 95H82V94H81ZM85 95H86V94H85ZM85 95H83L85 98H83V97L81 98V97L79 96V99L83 101V99H86V98L89 97V96L86 97ZM18 96H19V95H18ZM18 96L15 95L16 98H18ZM20 96H21V94H20ZM23 96H24V95H23ZM23 96H21L20 99H22ZM26 96H27V95H26ZM43 96H44V95H43ZM47 96H49V95H47ZM66 96H67V95H66ZM66 96H65V97H66ZM71 96H73V95H71ZM11 97H10V98H11ZM35 97H36V96H35ZM50 97H51V96H50ZM53 97H59V96L57 95V96H53ZM62 97H63V96H62ZM0 98H3V97H0ZM6 98H5V97L3 98V102L7 100ZM16 98H14V99L16 100ZM23 98H24V97H23ZM30 98H31V97H29V98L27 97L28 100H29ZM42 98H43V97H42ZM42 98H41V99H42ZM44 98H46V97H44ZM48 98H49V97H48ZM51 98H52V97H51ZM66 98H67V97H66ZM66 98H64V99H66ZM4 99H5V100H4ZM27 99L25 98V100H27ZM53 99H54V98H53ZM62 99H63V98H62ZM64 99H63V100H64ZM71 99H72V98H71ZM71 99L69 98V99H67V100L69 101V100H71ZM73 99H74V98H73ZM79 99H78V100H79ZM8 100H10V99H8ZM33 100H34V99H32V101H33ZM39 100H40V98H39ZM51 100H52V99H50L49 101H51ZM54 100H55V99H54ZM54 100H52V102H55V101H56V100H55V101H54ZM60 100H61V99H60ZM63 100H61V101H63ZM67 100H66V102H67ZM87 100H88V99H87ZM89 100H90V99H89ZM89 100H88V101H89ZM13 101H14V100H13ZM13 101L10 100V103H12ZM19 101H20V100H19ZM22 101L24 102L23 99H22ZM22 101H21V102H22ZM29 101H30V100H29ZM32 101H31V102H32ZM34 101H35V100H34ZM36 101H37V99H36ZM36 101H35V102H36ZM45 101H46V100H45ZM57 101H58V100H57ZM76 101H77V100H75V101H74L75 103H73V104H76V105H77L79 101H77V103H76ZM82 101H81V102H82ZM85 101H86V100H85ZM1 102H2V100H1ZM3 102H2V103H3ZM8 102H9V101H8ZM27 102H28V101H26V103H27ZM35 102H34V103H35ZM39 102H40V101H39ZM41 102H42V101H41ZM52 102H51V104H52ZM66 102H65V103H66ZM71 102H73V100H72ZM4 103H5V102H4ZM26 103H25V106L28 105V103H30V102H28L27 104H26ZM34 103H33V104H34ZM42 103H43V102H42ZM46 103H47V102H46ZM48 103H49V102H48ZM56 103L58 104V102H56ZM59 103H61V102L59 101ZM63 103H64V102H63ZM86 103H87V102H86ZM44 104H45V102H44ZM54 104H55V103H54ZM61 104H62V103H61ZM80 104H81V103H80ZM11 105H12V104H11ZM11 105H10V106H11ZM29 105H30V104H29ZM36 105H37V104H36ZM40 105H41V104H40ZM42 105H43V104H42ZM42 105H41L40 107H42ZM59 105H60V104H59ZM62 105H64V104H62ZM1 106H2V105H0V109L2 108ZM45 106H46V105H44V107H45ZM49 106H51V105L49 104L48 107H49ZM56 106H57V105H56ZM65 106H66V108H67V103H66ZM69 106H71V104H69ZM72 106H73V105H72ZM74 106H75V105H74ZM8 107H9V106H5V107H3V109L5 108L4 111H6V109H9ZM13 107L17 108L18 106H17V107H16V106H13ZM13 107H12V108H13ZM26 107H27V106H26ZM30 107H31V105H30ZM32 107H34V106H32ZM32 107H31V109H32ZM61 107L63 108V106H61ZM75 107H76V106H75ZM75 107H74V108H75ZM77 107H80V106L78 105ZM81 107H82V106H81ZM15 108H14V109H15ZM19 108H21V106H20ZM24 108H25V107H24ZM57 108L60 110L59 107H57ZM64 108H65V107H64ZM66 108H65V109H66ZM14 109H10V111H9V110H7V111H8V113L11 112V111H13V113H14ZM26 109H27V108H26ZM36 109H38V107H37ZM43 109H44V108H43ZM50 109L52 110L53 108L50 107ZM50 109L47 108V111H48V112H46L45 109H44V112H46V114H48V113L50 112V111H49ZM65 109H64V110H65ZM68 109H69V108H68ZM75 109H76V108H75ZM15 110H16V109H15ZM17 110H18V108H17ZM17 110H16V111H17ZM55 110H57V109H55ZM72 110H74V109H72ZM4 111L2 110V113H3ZM7 111H6V112H7ZM19 111H20V110H19ZM37 111H39V110H37ZM37 111H35V112H37ZM65 111H66V110H65ZM70 111H71V110H70ZM6 112H5V113H6ZM17 112H18V111H17ZM21 112H22V111H21ZM26 112H27V110H26ZM54 112H55V111H53V113H54ZM61 112H62V110H61ZM61 112H60V113H61ZM5 113H3V115H4ZM8 113H6V114L8 115ZM13 113H11V114H13ZM42 113H43V111H42ZM63 113H64V112H63ZM71 113H72V112H71ZM89 113H90V112H89ZM15 114H16V112H15ZM17 114H19V113H17ZM17 114L15 115V116H16L15 118H17ZM23 114H24V113H23ZM29 114H30V112H29ZM40 114H41V113H40ZM49 114H50V113H49ZM49 114H48L47 116H45V117H48ZM51 114H52V112H51ZM55 114H56V113H55ZM58 114H59V113H58ZM90 114H91V113H90ZM27 115H28V114H27ZM33 115H34V114H33ZM56 115H57V114H56ZM59 115H60V114H59ZM65 115H66V114H65ZM67 115H68V113H67ZM72 115H73V114H72ZM5 116H6V115H5ZM8 116H10V113H9ZM8 116H7V117H8ZM19 116H20V114H19ZM28 116H29V115H28ZM53 116H54V115H53ZM20 117H22V116H20ZM20 117H19V119H20ZM29 117H31V116H29ZM32 117H33V116H32ZM49 117H51V116H49ZM66 117H68V116H66ZM3 118H4V116L2 117V120L5 122V119H6V118H5V119H3ZM22 118H23V117H22ZM34 118H36V117L34 116ZM34 118H33V119H34ZM52 118H53V117H52ZM61 118H63V114L61 115ZM7 119H8V118H7ZM10 119H11V118H10ZM30 119H31V118H30ZM30 119H29V121H30ZM63 119H64V118H63ZM63 119H62V121H63ZM8 120H9V119H8ZM23 120H24V118H23ZM23 120H22V121H23ZM31 120H32V119H31ZM37 120H38V119H37ZM44 120H45V119H44ZM51 120H52V119H51ZM54 120H55V119H54ZM0 121H1V120H0ZM12 121H13V120H12ZM18 121H19V120H18ZM20 121H21V120H20ZM22 121H21L20 124H22ZM26 121H27V120H26ZM42 121H43V120H42ZM59 121H60V120H59ZM59 121H58V122H59ZM64 121H65V119H64ZM64 121H63V122H64ZM33 122H34V121H33ZM1 123H2V121H1ZM8 123H9V122L7 121L6 125H7ZM10 123H12V122H10ZM31 123H32V122H31ZM2 124H3V123H2ZM20 124H18V125H20ZM24 124H25V123H24ZM28 124H29V123H28ZM34 124H35V123H34ZM38 124H39V122H38ZM44 124H45V123H44ZM52 124H53V122H52ZM55 124L57 125L58 123L55 122ZM55 124H54V125H55ZM4 125H5V123H4ZM22 125H23V124H22ZM22 125H21V126H22ZM9 126H10V125L8 124V127H7L6 129H8L9 131H11V129L9 128ZM15 126H17V125H15ZM35 126L38 127V125H35ZM39 126H40V125H39ZM0 127H2V125H0ZM5 127H6V126H5ZM5 127H4V128H5ZM12 127H13V125H12ZM29 127H30V125H29ZM41 127H42V126H41ZM17 128H18V127H17ZM17 128H16V129H17ZM24 128H25V127L21 128V129H24ZM51 128H52V127H51ZM6 129H5V130H6ZM21 129H19V133H20L21 131H23V130H21ZM33 129H34V128H33ZM40 129H41V128H40ZM40 129H39V130H40ZM47 129L49 130V127H48ZM61 129H62V128H61ZM0 130H4L3 127H2V129L0 128ZM30 130H31V129H30ZM30 130H29L28 132H30ZM58 130H59V129H58ZM58 130H57V131H58ZM25 131H26V130H25ZM3 132H4V131H3ZM3 132H0V133H3ZM5 132H8V131L6 130ZM17 132H18V130H17ZM26 132H27V131H26ZM44 132H45V131H44ZM44 132H43V133H44ZM55 132H56V131H55ZM55 132H53L54 135H55ZM12 133H13V130H12ZM12 133L10 132L9 134H12ZM30 133H31V132H30ZM32 133H33V132H32ZM39 133H40V132H39ZM49 133H50V132H49ZM58 133H59V132H58ZM7 134H8V133H7ZM21 134H22V133H21ZM21 134H20V135H21ZM35 134H36V133H35ZM40 134H41V133H40ZM56 134H57V132H56ZM22 135H23V134H22ZM25 135H26V134H25ZM7 136H8V135H7ZM9 136H10V135H9ZM12 136H13V135H12ZM17 136H19V135H16V137H17ZM1 137H2V141H3V138H4L3 134H2ZM1 137H0V138H1ZM5 137H6V135H5ZM10 137H11V136H10ZM49 137H51V136H49ZM21 138H22V137H21ZM45 138H46V137H45ZM8 139H9V138H8ZM14 139H15V138H14ZM17 139H19V138H17ZM23 139H24V138H23ZM23 139H21V142H22ZM41 139H42V138H41ZM219 139H220V138H219ZM9 140H10V139H9ZM24 140H25V139H24ZM0 141H1V140H0ZM4 141H6V140H4ZM16 141H17V140H16ZM28 141H29V140H28ZM6 142H7V141H6ZM9 142H11V144H12V141H9ZM14 142H15V140H14ZM14 142H13V143H14ZM17 142H18V141H17ZM32 143H34V142H32ZM235 143H236V142H235ZM5 144H6V143H5ZM18 144H19V143H18ZM24 144H25V143H24ZM24 144H23V145H24ZM20 145H21V143H20ZM30 145H31V144H30ZM246 145H247V144H246ZM256 145H257V143H256ZM1 146H2V145H1ZM3 146H4V145H3ZM10 146H11V145H10ZM13 146H14V144H13ZM15 146H16V144H15ZM17 146H19V145H17ZM17 146H16V147H17ZM25 146H26V145H25ZM28 146H29V145H28ZM21 147H23V146H21ZM2 148H3V147H2ZM11 148H12V146H11ZM23 148H24V147H23ZM23 148H22V149H23ZM25 148H26V147H25ZM29 148H30V147H29ZM47 148H48V147H47ZM18 149H19V148H18ZM27 149H28V148H27ZM35 149H36V148H35ZM6 150L8 151V149H6ZM14 150H15V147H14ZM23 150H24V149H23ZM30 150H31V148H30ZM43 150H44V149H43ZM185 150H186V149H185ZM7 151H6V152H7ZM24 151H25V150H24ZM8 152H9V151H8ZM8 152H7V153H8ZM14 152H15V151H14ZM26 152H27V151H26ZM1 153H2V152H1ZM18 153H19V152H18ZM34 153H35V152H34ZM34 153H33V154H34ZM11 154H12V153H11ZM13 154H17V153L15 152V153H13ZM4 155H5V154H4ZM6 155H7V154H6ZM17 155H18V154H17ZM17 155H16V156H17ZM235 155H236V154H235ZM252 155H254V154H252ZM9 156H10V155H8L7 158H8ZM12 156H13V155H12ZM20 156H21V155H20ZM20 156H17V157H20ZM31 156H32V155H31ZM236 156H237V155H236ZM237 157H238V156H237ZM33 158H34V157H33ZM254 158H255V157H254ZM262 158H263V157H262ZM21 159H22V157L20 158V160H21ZM263 159H264V158H263ZM0 160H1V159H0ZM3 160H4V159H3ZM3 160H2V161H3ZM18 160H19V159H18ZM31 160H32V158H31ZM35 160H36V159H35ZM258 160H259V159H258ZM258 160H257V162H258ZM261 160H262V159H261ZM18 162H19V161H18ZM20 162H21V161H20ZM20 162H19V164L22 163V162H21V163H20ZM24 162H25V161H24ZM36 162H37V161H34V163H36ZM214 162H215V165H216V161H214ZM214 162H213V163H214ZM219 162H220V161H219ZM227 162H228V161H227ZM248 162H249V160H248ZM0 164H1V162H0ZM10 164H11V162H10ZM13 164H14V163H13ZM16 164H17V163H16ZM211 164H212V163H211ZM220 164H221V163H220ZM229 164H231V163H229ZM21 165H22V164H21ZM31 165H32V164H31ZM40 165H41V164H40ZM217 165H218V164H217ZM239 165H240V164H239ZM11 166H12V165H11ZM13 166H15V165H13ZM16 166H17V165H16ZM34 166H35V164H34ZM206 166H207V165H206ZM199 167H200V166H199ZM204 167H205V166H204ZM246 167H247V166H246ZM1 168H2V167H1ZM1 168H0V169H1ZM23 168H24V167H23ZM31 168H32V167H31ZM36 168H37V166H36ZM36 168H35V169H36ZM201 168H202V165H201ZM215 168H216V166H215ZM239 168H240V167H239ZM20 169H21V168H20ZM198 169H200V168H198ZM1 170H2V169H1ZM22 170H23V169H22ZM33 170H34V169H33ZM201 170H202V169H200L199 171H201ZM204 170H205V169H204ZM224 170H225V169H224ZM3 171H4V170H3ZM34 171H35V170H34ZM194 171H195V170H194ZM199 171H198V172H199ZM25 172H26V171H25ZM32 173H33V172H32ZM32 173H30V174H32ZM0 174H1V173H0ZM230 174H232V173H230ZM230 174H229V175H230ZM34 175H35V174H34ZM234 175H235V174H234ZM4 176H5V175H4ZM18 177H19V176H18ZM146 177H147V176H146ZM0 178H3V177L0 176ZM33 178H34V177H33ZM6 179H7V178H6ZM147 179H148V177H147ZM241 179H242V178H241ZM4 180H5V179H4ZM4 180H3V181H4ZM30 180H31V179H30ZM68 181H69V180H68ZM218 181H219V180H218ZM22 182H24V181H22ZM175 182H176V181H175ZM163 183H164V182H163ZM177 183H178V182H177ZM33 184H34V183H33ZM167 184H168V183H167ZM25 185H26V184H25ZM127 185H128V184H127ZM178 185H179V184H178ZM3 186H4V184H3ZM11 186H12V185H11ZM181 186H182V184H181ZM16 187H17V186H16ZM25 187H26V186H25ZM183 187H184V186H183ZM11 188H13V187H11ZM125 188H126V187H125ZM3 189L5 190V188H3ZM23 189H25V188H23ZM4 190H1V191H4ZM7 191H8V190H7ZM7 191H4V193H6ZM158 191H159V190H158ZM195 191H196V190H195ZM12 192H13V191H12ZM20 192H21V191H20ZM163 192H164V191H163ZM17 193H19V192H17ZM17 193H16V194H17ZM34 193H35V192H34ZM167 193H168V192H167ZM167 193H166V194H167ZM0 194H1V193H0ZM6 194H7V193H6ZM13 194H14V193H13ZM22 194H23V193H22ZM163 194H164V193H163ZM10 195H12V194H10ZM17 195H18V194H17ZM23 195H24V194H23ZM100 195H101V194H100ZM167 195H169V194H167ZM3 196H5V195H3ZM14 196H15V195H14ZM25 196H26V195H25ZM27 196H28V195H27ZM169 196H170V195H169ZM9 197H10V196H9ZM39 197H40V196H39ZM166 197H167V196H166ZM5 198H6V197H5ZM7 198H8V195H7ZM19 198H20V197H19ZM22 198H23V197H22ZM32 198H33V197H32ZM169 198H170V197H169ZM0 199H1V197H0ZM12 199H13V197H12ZM23 199H24V198H23ZM167 199H168V197H167ZM172 199H173V198H172ZM172 199H171V201H173ZM2 200H4L3 197H2ZM15 200H16V199H15ZM6 201H7V199H6ZM2 202H3V201H2ZM11 202H12V201H11ZM174 202H175V199H174ZM0 203H1V202H0ZM4 203H5V200H4ZM8 203H9V202H8ZM12 203H14V202H12ZM137 203H138V202H137ZM172 203H173V202H172ZM201 203H204V201L201 202ZM201 203H200V206H202V205H203V206L200 207V208L203 209V208H204V204L201 205ZM5 204H6V203H5ZM9 204H10V203H9ZM19 204H20V203H19ZM170 204H171V203H170ZM3 205H4V204H3ZM3 205H2V207H3ZM134 205H135V204H133V207H134ZM6 206H8V205L6 204L4 207H6ZM13 206H14V205H13ZM135 206H136V205H135ZM8 207H10V206H8ZM11 207H12V206H11ZM44 207H45V206H44ZM216 207H217V206H216ZM46 208H47V207H46ZM226 208H227V207H226ZM2 209H3V208H2ZM5 209H7V207H6ZM8 209H9V208H8ZM12 209H13V208H12ZM14 209H16V208H14ZM14 209H13V210H14ZM26 209H27V208H26ZM134 209H135V208H133V210L131 209V213L128 212L129 210H127V212L130 213V214H132V215H133V214H134V215H137V214L134 213V212H135ZM3 210H4V209H3ZM9 210H11V209H9ZM18 210H19V209H18ZM39 210H40V209H39ZM5 211H7V210H4V212H5ZM133 211H134V212H133ZM11 212H12V211H11ZM19 212H20V211H19ZM103 212H104V211H103ZM132 212H133V213H132ZM145 212H146V211H145ZM149 212H151V214L154 213L153 211H151V208H150V211H149ZM149 212H148V213H149ZM2 213H3V212H2ZM112 213H113V212H112ZM112 213H111V214H112ZM122 213H123V212H122ZM161 213H162V212H161ZM171 213H172V212H171ZM188 213L191 214L190 212H188ZM8 214H9V213H8ZM8 214H6V215H8ZM13 214H14V212H13ZM13 214H12V215H13ZM125 214H126V213H125ZM130 214H129V215H130ZM154 214H155V213H154ZM163 214H164V213H163ZM207 214H208V213H207ZM6 215L4 214V215H2V217L5 218L4 216H6ZM23 215H24V214H23ZM121 215H122V214H121ZM129 215H128V216H129ZM132 215L130 216V218L132 217ZM149 215H150V213H149ZM187 215H188V214H187ZM8 216H9V215H8ZM17 216H18V215H17ZM125 216H126V215H125ZM128 216H127V217H128ZM155 216H156V215H155ZM163 216H164V215H163ZM189 216H190V215H189ZM193 216H194V215H193ZM199 216H200V215H199ZM9 217H11V216H9ZM9 217H8V220H9ZM24 217H25V215H24ZM24 217H23V218H24ZM114 217H115V215H114ZM134 217H135V216H134ZM134 217H132L133 219H131L132 222H133L134 219H135ZM144 217H145V216H144ZM152 217H153V216H151V218H152ZM178 217H179V216H178ZM181 217H185V216L182 215ZM181 217H180V218H181ZM196 217H198V215H197ZM11 218H12V217H11ZM11 218H10V219H11ZM148 218H150V217H148ZM191 218H192V217H191ZM199 218H200V217H199ZM209 218H210V217H209ZM209 218H208V219H209ZM104 219H105V218H104ZM158 219H159V218H158ZM193 219L196 221V219H198V218H196V219L193 218ZM193 219H192V221H193ZM211 219H212V218H211ZM0 220H3V219L0 218ZM96 220H98V219H96ZM110 220H111V219H110ZM128 220H130V219H128ZM180 220H181V219H180ZM206 220H207V219H206ZM206 220H205V221H206ZM209 220H210V219H209ZM4 221H6V220L4 219ZM11 221L13 222V218L11 219ZM22 221H23V220H22ZM37 221H38V219H37ZM159 221H160V220H159ZM9 222H10V221H9ZM9 222H8V224H9ZM14 222H15V221H14ZM16 222H17V221H16ZM93 222H94V221H93ZM107 222H108V221H107ZM132 222H131V224L134 225ZM157 222H158V220H157V218H156V223H155V224H158ZM183 222H184V221H183ZM196 222H197V221H196ZM196 222H195V223H196ZM0 223H2V222H0ZM6 223H7V222H6ZM34 223H35V222H34ZM94 223H95V222H94ZM135 223H137V222H135ZM160 223H161V222H160ZM160 223H159V224H160ZM184 223H185V222H184ZM192 223H193V222H192ZM204 223H205V222H204ZM206 223L209 224V221H208V222L206 221ZM3 224L5 225V222H4ZM14 224H16V223H14ZM29 224H30V223H29ZM101 224H102V223H101ZM159 224H158V225H159ZM211 224H212V223H211ZM17 225H18V223H17ZM93 225H94V224H93ZM153 225H154V222H153ZM189 225H190V224H189ZM5 226H6V225H5ZM7 226H8V225H7ZM7 226H6V228H7ZM18 226H19V225H18ZM26 226H27V225H26ZM91 226H92V225H91ZM135 226H136V225H135ZM209 226H210V224H209ZM209 226H208V227H209ZM0 227H2L1 224H0ZM3 227H4V226H3ZM8 227H9V226H8ZM32 227H33V226H32ZM121 227H122V226H121ZM153 227H154V226H153ZM159 227H160V225H159ZM204 227H205V224H204ZM230 227H231V226H230ZM109 228H110V227H109ZM189 228H190V227H188L187 229L190 230ZM200 228H201V227H200ZM202 228H203V226H202ZM263 228H264V227H263ZM0 229H1V228H0ZM9 229H11V227H10ZM9 229L7 228V230H9ZM131 229H132V228H131ZM152 229H153V230L150 229L151 232L155 231L154 228H152ZM160 229H163V227L160 228ZM3 230H5V227H4ZM118 230H119V229H118ZM158 230H159V229H156V231H158ZM15 231H16V230H15ZM207 231H208V229H206V232H207ZM9 232H10V231H9ZM208 232H210V231H208ZM208 232H207V233H208ZM7 233H8V232H7ZM12 233H15V232L13 231ZM12 233H10V234H12ZM20 233H21V232H20ZM153 233H154V232H153ZM197 233H198V232H197ZM229 233H230V232H229ZM8 234H9V233H8ZM209 234H210V233H209ZM0 235L2 236V238L4 237V235H2V234H0ZM13 235H14V236H13ZM13 235H12V237H10V238H15V234H13ZM17 235H18V234H17ZM199 235H200V234H199ZM203 235H204V234H203ZM182 236H183V235H182ZM18 237H19V236H18ZM18 237H17L16 239H14V241H15V240L17 241V240H18ZM115 237H116V236H115ZM206 237H207V236H206ZM215 237H216V236H215ZM6 238H7V237H5V239H6ZM24 238H25V237H24ZM0 239H1V238H0ZM20 239H21V238H20ZM153 239H154V237H153ZM168 239H169V238H167L166 240H168ZM172 239H173V238L170 237V241H171ZM189 239H190V238H189ZM210 239H211V238H210ZM232 239H233V238H232ZM7 240H8V238H7ZM7 240H6L5 243H8ZM88 240H89V239H88ZM205 240H206V238H205ZM205 240H204V241H205ZM235 240H236V238H235ZM3 241H4V240H2V242H3ZM9 241H10V239H9ZM11 241H12V240H11ZM154 241H155V240H154ZM168 241H169V240H168ZM170 241H169V242H170ZM2 242H0V243L2 244ZM111 242H112V241H111ZM169 242H168V243H169ZM206 242H207V241H206ZM208 242H209V240H208ZM229 242H230V241H229ZM239 242H240V241H239ZM30 243H31V242H30ZM88 243H89V242H88ZM90 243H91V242H90ZM162 243H163V242H162ZM216 243H217V242H216ZM237 243H238V242H237ZM3 244H4V242H3ZM8 244H9V243H8ZM13 244H14V243H13ZM13 244H12V245H13ZM91 244H93V243H91ZM166 244H167V243H166ZM211 244H212V243H211ZM232 244H233V243H232ZM6 245H7V244H6ZM6 245H5V246H6ZM10 245H11V244H10ZM12 245H11V246H12ZM213 245H214V244H213ZM0 246H4V245H0ZM11 246H10V247H11ZM90 246H91V245H90ZM211 246H212V245H211ZM233 246H234V245H233ZM237 246H238V245H237ZM17 247H18V246H17ZM102 247H103V246H102ZM215 247H216V246H215ZM1 248L3 249V247H1ZM6 248H8V247H5V250H6ZM19 248H20V247H19ZM246 248H247V247H246ZM2 249H0V251H2ZM96 249H97V248H96ZM164 249H165V248H164ZM208 249H209V248H208ZM215 249H216V248H215ZM5 250H4V253H5ZM12 250H13V249H11V251H12ZM14 250H17V248H15ZM157 250H158V249H157ZM162 250H163V249H162ZM211 250H212V249H211ZM211 250H210V251H211ZM236 250H237V249H236ZM7 251H8V249L6 250V252H7ZM99 251H100V250H99ZM163 251H164V250H163ZM165 251H167V250H165ZM173 251H174V250H173ZM214 251H215V250H214ZM241 251H242V250H241ZM95 252H96V251H95ZM156 252H157V251H156ZM208 252H209V250H208ZM218 252H219V251H218ZM0 253H1V252H0ZM4 253H3V255H4ZM10 253H11V252H9V253L7 252V253H5V254H10ZM166 253H167V252H166ZM176 253H177V252H176ZM211 253H212V252H211ZM211 253L209 252V254H211ZM11 254H12V253H11ZM167 254H168V253H167ZM215 254H216V253H215ZM227 254H228V253H227ZM0 255H1V257H0V259H1L3 256H2V254H0ZM168 255H169V254H168ZM172 255H173V253H172L170 256H172ZM4 256H5V255H4ZM27 256H28V255H27ZM121 256H122V255H121ZM178 256H179V255H178ZM13 257H14V256H13ZM3 258H4V259H7L8 256L6 255V258H5V257H3ZM3 258L1 259V261L3 260ZM10 258H11V257H9V259H10ZM20 258H21V257H20ZM177 258H178V257H177ZM214 258H215V257H214ZM9 259H8V260H9ZM28 259H29V258H28ZM171 259H172V258H171ZM171 259H170V260H171ZM174 259H176V255H175V258H174ZM179 259H180V256H179ZM16 260H17V259H16ZM170 260H169V261H170ZM216 260H217V259H216ZM223 260H224V259H223ZM4 261H5V260H3V262H2L1 264H4ZM169 261H168L167 263H169ZM172 261H173V260H172ZM174 261H175V260H174ZM212 261H213V260H212ZM217 261H218V260H217ZM8 262H9V261H7V263H8ZM12 262H13V261H12V259H11V262H10V263H12ZM26 262H27V261H26ZM163 262H164V261H163ZM165 262H166V261H165ZM5 263H6V262H5ZM14 263H15V261H14ZM88 263H89V262H88ZM214 263H215V261H214ZM16 264H17V263H16ZM23 264H24V263H23ZM25 264H27V263H25ZM103 264H106V263L104 262ZM211 264H213V263H211ZM215 264H216V263H215Z\"/></svg>",
    "mask_w": 264,
    "mask_h": 264
}]
</instances>
